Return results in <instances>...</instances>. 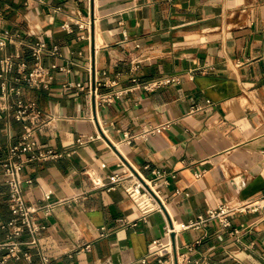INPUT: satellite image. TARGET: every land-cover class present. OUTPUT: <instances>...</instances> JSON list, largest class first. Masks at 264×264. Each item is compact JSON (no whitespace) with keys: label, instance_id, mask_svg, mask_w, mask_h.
Wrapping results in <instances>:
<instances>
[{"label":"crops","instance_id":"1","mask_svg":"<svg viewBox=\"0 0 264 264\" xmlns=\"http://www.w3.org/2000/svg\"><path fill=\"white\" fill-rule=\"evenodd\" d=\"M71 19L83 26L72 23L66 32L61 25ZM3 29L26 43L45 42L41 63L53 75L49 88L25 85L22 72L34 62L28 46L8 42L0 50V57L13 55L7 79L21 91L9 102L35 101L44 121L33 133L36 143L69 153L22 167L32 179L24 185L29 203H43L44 192L51 193L50 201L71 198L48 216L35 215L46 227L39 242L51 264H158L198 238L191 258L204 256L202 264H264V208L229 215L225 228L212 220L164 234L170 221L186 224L219 203L239 204L264 193V0H0ZM54 46L57 53L50 54ZM166 73L182 78L100 100L128 87L132 77ZM208 100L204 109L190 112ZM166 121V129L146 139L122 142L124 131ZM22 125L12 110L0 115V163L7 146L19 141ZM81 133L97 137L79 146ZM88 167L105 179L114 173L147 179L154 167L173 170L175 177L160 185L162 211L143 220L121 187L81 194ZM7 189L0 180V222L14 217L1 199ZM119 218L136 226H121ZM153 239L168 246L149 254ZM23 250L29 259L1 264H40L35 249ZM5 253L0 249V260Z\"/></svg>","mask_w":264,"mask_h":264},{"label":"built area","instance_id":"2","mask_svg":"<svg viewBox=\"0 0 264 264\" xmlns=\"http://www.w3.org/2000/svg\"><path fill=\"white\" fill-rule=\"evenodd\" d=\"M77 24L79 27L83 26L82 20L65 21L62 23L61 28L66 32H71V24ZM124 38L127 39L126 31H123ZM8 42H13L17 46L26 45L31 51V55L34 59L33 65L27 72H22V78L25 85L29 88H49L53 75L49 68L45 67L41 63L42 54L46 51V44L42 40H37L33 43H26L22 37L17 33H11L6 29L0 30V50H3ZM136 48H139V44H135ZM57 47H52L50 54H56ZM18 55V53H16ZM139 59H131V63L138 62ZM14 65L13 55L3 54L0 57V115L6 111H13L14 117L23 122L22 128L19 131V141L7 146L6 155L0 163V180L7 184V192L1 196L3 202L7 203L10 210L14 214V217L0 222V229L5 231V238L0 241V249H6L4 257L0 260V264L6 259L20 260L22 258L29 259L30 253L23 250V246L27 248H33L40 257V264H51V258L40 247V236L46 228L44 224L37 222L35 215L42 213L44 216L50 215L54 209L68 202L71 198H59L55 201H50L51 193L44 192V202L41 204L29 203L24 195V185H30L32 179L24 177L22 173V167L33 160H47L54 157L69 154L68 152H56L53 149H44V147L38 145L33 138V133L41 125L42 112L37 106L35 101H29L23 103L17 101L16 105L11 104L10 98L14 94H20L21 91L18 88L10 85L7 74L12 70ZM135 67L138 65L135 64ZM134 68V67H133ZM206 67H200L204 70ZM189 78H193V73L188 72ZM182 76L181 73H166L159 75L151 79L141 80L138 77L131 78V84L123 89H119L114 93L103 95L101 101H110L112 97H118L124 92L133 91L136 88L145 90H154L168 85L179 83ZM211 104L208 100L205 105L195 104L192 106L190 112H197L204 109ZM170 125L169 121L154 124L144 125L138 131L123 132L122 142L131 144L137 139H146L150 135L166 129ZM97 136H90L81 133L77 139L76 144L82 146L88 141L95 139ZM152 176L150 178H137L134 181L132 179V173L128 176H122L114 173L105 178L100 176L94 169L86 168L83 170V175L86 181V188L81 193H85L91 190H114L121 187L128 196L132 199L140 215V219H145L148 214L154 211L161 210L164 207L163 198L161 195V184L168 183V177H175V171L168 170L164 167H154L152 170ZM76 195L78 197L79 195ZM73 198V197H72ZM75 198V197H74ZM264 208V193H261L255 197L243 201L239 204H233L228 202L219 203L213 208H207L203 214L196 215L193 219H190L186 224H177L174 221H170L164 227V234L170 236L171 233L193 228L199 229L205 227L210 221L218 220L221 227H228L230 225L229 215H233L240 212H256ZM121 226H136V221H128L124 218L117 219ZM102 232L100 235L106 234L105 227H101ZM28 234L27 240H21L20 237L24 234ZM200 243V238L195 239L192 243H188L184 246V250L180 252L175 259H159L158 264H185L193 261V264H202L205 261L203 256L201 260L191 258L192 253L195 251L196 246ZM168 245L160 242L159 239H153L149 245V254H158L162 249ZM85 249L89 248V244L84 246Z\"/></svg>","mask_w":264,"mask_h":264}]
</instances>
